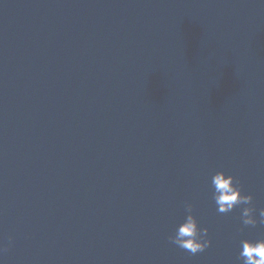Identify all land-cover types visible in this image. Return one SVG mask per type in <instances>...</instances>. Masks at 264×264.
<instances>
[{
	"label": "water",
	"instance_id": "1",
	"mask_svg": "<svg viewBox=\"0 0 264 264\" xmlns=\"http://www.w3.org/2000/svg\"><path fill=\"white\" fill-rule=\"evenodd\" d=\"M221 170L264 208V0H0V264H241Z\"/></svg>",
	"mask_w": 264,
	"mask_h": 264
},
{
	"label": "clouds",
	"instance_id": "2",
	"mask_svg": "<svg viewBox=\"0 0 264 264\" xmlns=\"http://www.w3.org/2000/svg\"><path fill=\"white\" fill-rule=\"evenodd\" d=\"M211 198L220 214H228L239 208L240 220L245 227L264 225V208L257 209L253 196L245 194L243 185L236 176L225 171H215L210 175ZM185 215L177 222L169 242L192 255L205 252L212 244L209 229L201 227L193 214V205L185 202ZM258 213V215H257ZM243 231V229H241ZM9 238V244H11ZM0 247V253L6 251ZM238 260L241 264H264V238L250 240L240 239Z\"/></svg>",
	"mask_w": 264,
	"mask_h": 264
}]
</instances>
